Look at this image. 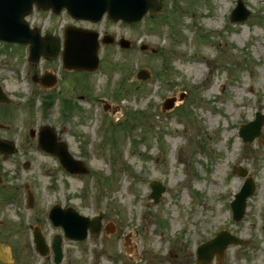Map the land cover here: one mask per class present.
<instances>
[{"label":"rangeland","instance_id":"374dc122","mask_svg":"<svg viewBox=\"0 0 264 264\" xmlns=\"http://www.w3.org/2000/svg\"><path fill=\"white\" fill-rule=\"evenodd\" d=\"M162 1L164 13L114 25L111 32L132 47L112 43L103 49L101 69L93 76L66 73L61 95L49 106L43 99L50 93L39 86L40 95L28 104L27 85L1 67L0 53V81L20 117L30 118L27 139L30 129L53 124L89 169L74 181L52 159L30 155L37 205L11 203L7 223L0 225V243L13 264H54L28 242L36 224L48 236L61 232L44 219L46 210L43 220L34 218L59 198L84 215L104 213L100 235L64 242L61 264H198V245L222 229L244 243L228 246L209 264H264V144L245 143L239 135L240 124L264 113V0H243L250 12L243 23L230 20L237 0ZM141 43L156 51H142ZM141 68L150 72L147 81L136 78ZM168 97L177 99L176 106L163 111ZM102 99L111 106L103 115ZM72 103L75 112L65 117L62 105L71 111ZM21 118L9 124L20 126ZM40 163L54 169V177L44 176ZM240 167L256 191L236 221L230 203L245 181ZM152 180L165 186L158 203L149 196Z\"/></svg>","mask_w":264,"mask_h":264},{"label":"flooded vegetation","instance_id":"af4514ba","mask_svg":"<svg viewBox=\"0 0 264 264\" xmlns=\"http://www.w3.org/2000/svg\"><path fill=\"white\" fill-rule=\"evenodd\" d=\"M28 20L31 28L40 31L42 36H48L49 42L53 47L57 46L60 48L54 56L48 57L47 59L42 58L40 64L28 63L26 68L28 75H30L32 79L34 77L38 78L39 75L43 73H48L50 76L58 75L56 86L48 89L50 95L53 96H55L56 88H60V81L65 77L66 73H73L75 75L80 74L77 71H68L62 67L64 47L74 39V36L71 37V33H77L79 37L80 34L88 31L87 33L90 39L95 38L99 42H103L105 36H110L113 40L117 37V31L113 30L111 32L114 25L119 23L125 24L124 22L114 21L108 16H104L101 20L94 22L74 18L66 10H63L61 14H55L52 11H44L38 8L29 16ZM32 38L34 39L31 35V39ZM4 44L7 43L3 42V45ZM9 45L12 50L14 49L13 54H15V60L13 61L15 62L13 63L17 66H22L24 58L22 57V65H20L19 61L21 60L22 54H24L23 56L25 57L28 56L29 45L21 43ZM108 47H110V45H103L101 43V50ZM73 81L75 80L73 79ZM72 83L70 82L69 84ZM77 83L78 81H76V84ZM0 86L3 91H6L1 81ZM0 115V225H5L7 223V217L5 218V214H7L6 210L9 209L11 203H14L17 207L20 205L21 207L31 206L35 208L39 200V195H37V192H39L37 189L38 179L36 180V177L30 174L33 167V160L30 155L37 153L35 150L36 143L34 141H38V131L33 130L31 132V130H29L30 137L27 139V130L30 127V118L28 117L24 120L20 119V126H11L12 123L16 124L17 120L20 118L18 108L15 106L0 103ZM57 132L58 138H62L61 132L58 130ZM43 155L50 156L47 154ZM9 165L14 169V175L9 174L11 170ZM22 168L25 172L22 171ZM60 200L65 207L69 206L62 198L54 202H59ZM41 213L42 211L40 215ZM0 263L13 264V257L11 261H6L5 255H3L1 251Z\"/></svg>","mask_w":264,"mask_h":264},{"label":"water","instance_id":"95a60500","mask_svg":"<svg viewBox=\"0 0 264 264\" xmlns=\"http://www.w3.org/2000/svg\"><path fill=\"white\" fill-rule=\"evenodd\" d=\"M93 6L94 11H99L103 13L104 11H108L111 15H113L116 19L123 18L125 21L135 22L142 18V16L148 11H152L155 13L161 12L163 10V6L160 3V0H93L91 4ZM12 9V6L11 8ZM6 8L3 0H0V37H7L12 39L9 35L11 34L8 26H13L14 22L9 19L14 17L12 16V11ZM249 12L244 8L242 2L238 5L236 10L232 14L233 21H244ZM9 36V37H8ZM82 45V44H81ZM127 46V44H123ZM83 54L81 61L82 65L80 68L86 67L87 69H96L98 66V57H97V45L96 42L90 41L85 45H82ZM140 78H147V71L143 70L138 75ZM0 99H4L0 97ZM175 99H169L164 105V109H169L174 106ZM264 121V114L257 113V118L255 121L250 122L247 125H244L241 130V134L247 141H252L256 136H259L261 141L264 143V135L261 132V127ZM44 129H49L44 128ZM51 135L52 142H54V135L49 131H45L40 138V143L46 147H48L51 151L57 153L61 160L63 161L65 166H68L71 169L85 171L83 164L80 161L74 160L73 157L69 154L67 147L65 145L49 144L47 139ZM53 135V136H52ZM46 140V141H44ZM45 142V143H44ZM244 172L243 174H245ZM151 186L153 188V192L151 197L154 198L155 202H158L161 199L162 192L165 187L159 183L158 181H152ZM255 185L251 179H248L245 185L243 186L241 192L237 195V199L233 202V208L235 212V217L237 219L241 218L245 211L246 199L249 195H251L254 191ZM75 216L78 219H74ZM66 218H68V222L66 223ZM57 219L60 221L57 223L61 224L66 229V235L73 239H84L87 235V226H90L92 232L98 233L100 230V218L95 219L90 222L88 218L79 217L73 211H67L65 214L60 213L57 216ZM82 221L81 227L77 224V222ZM35 241L37 244V249L40 253L46 254L47 247L44 242V238L36 234ZM240 240L230 233L223 231L215 239L207 241L206 243L200 245L198 247V260L200 262H208L213 257L214 253L217 252L219 257L223 256V252L225 248L230 243H239ZM62 237L60 235L56 236L53 241V249L55 252V261L56 263H60L63 258L62 254Z\"/></svg>","mask_w":264,"mask_h":264},{"label":"bare ground","instance_id":"6f19581e","mask_svg":"<svg viewBox=\"0 0 264 264\" xmlns=\"http://www.w3.org/2000/svg\"><path fill=\"white\" fill-rule=\"evenodd\" d=\"M228 193H226V195H227ZM3 251H5V252H7L4 248H3ZM8 253V252H7Z\"/></svg>","mask_w":264,"mask_h":264}]
</instances>
